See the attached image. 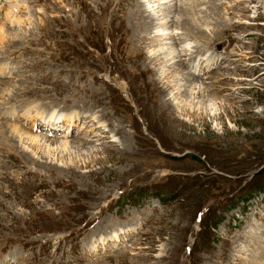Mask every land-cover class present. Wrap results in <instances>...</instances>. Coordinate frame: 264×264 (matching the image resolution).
<instances>
[{
    "label": "rangeland",
    "instance_id": "obj_1",
    "mask_svg": "<svg viewBox=\"0 0 264 264\" xmlns=\"http://www.w3.org/2000/svg\"><path fill=\"white\" fill-rule=\"evenodd\" d=\"M143 1L0 0V264H264V0Z\"/></svg>",
    "mask_w": 264,
    "mask_h": 264
},
{
    "label": "bare ground",
    "instance_id": "obj_2",
    "mask_svg": "<svg viewBox=\"0 0 264 264\" xmlns=\"http://www.w3.org/2000/svg\"><path fill=\"white\" fill-rule=\"evenodd\" d=\"M139 1V0H138ZM172 1H174V0H144L143 2L145 3V7H147L148 9L150 8H152V7H154L155 5L156 6H158V8L157 9H159L160 8V5L161 6H163V5H165L166 7L164 8V9H162V10H159V12H163L164 13V18H163V20H167V18H168V20L170 19V14L172 13L171 12V8H174V5H176V3H174V2H172ZM199 1V0H198ZM15 3H16V1H15ZM171 3V4H170ZM193 3V2H192ZM189 7V6H188ZM10 8H11V6H10ZM15 9H19V6H17L16 5V8ZM142 9V8H141ZM149 9V10H150ZM155 9V8H154ZM14 10V9H13ZM139 10V9H138ZM142 11V10H141ZM144 11V10H143ZM183 11V10H182ZM10 12V11H9ZM147 12V11H146ZM152 12V11H151ZM180 12V11H179ZM162 13V14H163ZM186 13V12H185ZM142 14V13H141ZM184 14V13H183ZM182 14V15H183ZM143 15V14H142ZM172 15V14H171ZM172 17V16H171ZM20 19V16H14L13 15V13H12V15H11V12H10V14H8V16H7V20L9 21V23H19V20ZM147 19H149L150 20V22L149 23H147L146 25L148 26V27H150V28H152V29H154V28H158V27H164L167 23L165 22L164 24L162 23V24H156V23H154V21H153V17H152V15H148V17H147ZM184 20V19H183ZM188 20V19H187ZM170 21V20H169ZM180 22V21H179ZM182 22V21H181ZM170 23V22H169ZM186 23V22H185ZM184 23V24H185ZM193 23V22H192ZM192 23H189V24H187V26H185V27H187V30H188V32H190L192 29H190L189 27H190V24H192ZM183 24V23H182ZM182 24H181V26H182ZM145 25V26H146ZM186 25V24H185ZM180 27V26H179ZM1 30H3V27L0 29V48H2L1 46H2V44L5 42L4 41V37H3V34L4 33H2V31ZM185 31H186V28H185ZM194 31H197V30H194ZM3 32H5L4 30H3ZM160 32V31H159ZM199 32H200V30H199ZM198 32V33H199ZM8 33V32H7ZM15 34V33H14ZM201 34L203 35V33L201 32ZM162 36H164V35H162ZM162 36H161V38H162ZM13 37V36H12ZM9 38V37H8ZM160 39V38H159ZM169 39V38H168ZM182 42V41H181ZM178 45V44H177ZM186 45H188L189 46V44H186ZM181 47V46H180ZM184 49H181L182 51H184V52H186V51H189L188 49L187 50H185V48H188V47H183ZM194 48H196V47H194ZM193 48V49H194ZM190 49H192V48H190ZM180 50V51H181ZM207 50H209V49H207ZM173 50L172 51H170L167 55V57H171L170 58V60H169V63H171V61H173L172 62V68H173V71H175V72H181V77H183L184 78V81L182 80V79H180L181 80V82H183V86H185L186 84H187V90L186 89H184L183 91H182V95L183 96H190L191 95V92L194 94V95H197L196 97H193V99L194 98H200V100H195V101H197V102H199L200 104L201 103H203L204 101V98H205V96L207 95H205V87H203V84H202V82H199V80H198V78H196V77H194L192 74H189V73H184L182 70H186L185 68H188V66H190L192 69H194L195 71H199V69H198V67L196 68L195 66H197L196 64H195V56L197 55V53L195 54V51H189L190 52V54H189V52H188V54L187 53H185V55H180V54H178L177 56H175V57H173ZM179 52V51H178ZM209 52V51H208ZM208 52H206V53H208ZM175 54V53H174ZM187 55H188V57H187ZM201 55H205L204 53H201ZM210 56H214V57H217L216 56V54L212 51V52H210ZM158 57H160V56H158ZM161 58V57H160ZM203 58V57H202ZM176 59V60H175ZM202 60V59H201ZM204 60H207V61H209V63H210V60L208 59V57L207 56H205L204 57ZM197 63H198V61H196ZM199 64V63H198ZM208 64V63H207ZM206 64V65H207ZM170 65V64H169ZM1 66V65H0ZM5 66V65H4ZM180 66H182V68L180 69ZM180 69V70H179ZM2 70H3V68H1L0 67V73H2ZM151 71V70H150ZM152 72V71H151ZM192 73H193V71H192ZM157 81V80H156ZM155 83V82H154ZM159 83V82H158ZM192 84H194V86H192ZM198 84V86H196ZM181 85V84H180ZM186 87V86H185ZM188 88H189V90H191L190 92L188 91ZM161 90V89H160ZM163 92V91H162ZM8 94H9V92H8ZM10 94H12V93H10ZM15 94V93H14ZM190 94V95H189ZM201 94V95H200ZM13 95V94H12ZM7 96V95H6ZM182 96V97H183ZM185 98H187V97H185ZM184 98V99H185ZM8 100H10L9 99V97H8ZM207 99H205V101H206ZM3 104V103H2ZM1 104V105H2ZM165 105V104H164ZM4 106H5V104H4ZM12 106V105H11ZM168 106V105H167ZM3 108V107H2ZM33 108L35 109V115L34 116H32V113H30V109L31 108H29L28 110H26L23 114H21L22 115V118H25V119H27V118H30V121H31V123H33V118L32 117H35V116H38V117H40L41 119H43V121H45V122H50L52 119H53V115H51V118H49L48 117V121H46V118H45V116L44 117H41L42 115V112L41 111H39V110H37V107H34L33 106ZM164 108V107H163ZM0 111H1V108H0ZM4 111L6 112V114L7 115H9L8 117H6V118H9V119H11V120H15L14 118V116H16V118H17V116L19 115H16L15 114V109H13V107H10V108H7L6 110L4 109ZM20 115V116H21ZM37 118V117H36ZM60 119L62 120V121H64V122H66V124H67V127H66V130L64 131V132H66V133H64V136H62V137H65V134H67L69 131H68V129L70 128V126L71 125H74V123H75V121H77V119H78V114L76 113V112H71V113H68V114H65L63 117L62 116H57V117H54V120L51 122V125L53 124V123H55L56 125H57V123H60V122H58V121H60ZM89 119V117H82V122L83 121H86V120H88ZM102 119H104L102 116H100L99 117V120L98 121H94L95 122V127H93V128H95L96 130H97V132H96V134L95 135H93L94 136V142H97L98 144L99 143H101V144H103L102 142H103V140H104V137L102 136V133H103V129H101V128H103L104 126L105 127H107L106 125H103V122H102ZM18 120V119H17ZM61 121V122H62ZM12 122V121H11ZM15 122V121H14ZM88 122V121H87ZM85 123V122H84ZM44 125H46V124H44ZM39 126V128H45L46 126ZM48 125V124H47ZM49 127H51L48 131H50V130H54V132L57 130L56 128H55V126H49ZM86 126H82V128L84 129ZM38 128V127H37ZM113 128V132H111L110 131V133H111V137H113V138H117V134H119V128L118 127H112ZM111 128V129H112ZM9 129H10V131L12 132V133H14V134H17V136H18V140L16 141L19 145H22L23 146V143H24V141H22L21 140V137H22V134L23 135H26V136H30V140H31V142H32V144L33 143H35L34 142V140H33V137H31V132H33V129H34V131H35V127L33 126L32 128H30L29 130H27L28 132L27 133H24V132H21V130H18V128L15 126V125H9ZM8 129V130H9ZM86 129H87V127H86ZM101 129V130H100ZM85 130V129H84ZM11 132H9L10 134H11ZM48 133V132H47ZM84 133V132H83ZM124 133V132H123ZM20 134H21V136H20ZM37 134V133H36ZM85 134V133H84ZM3 135V134H2ZM5 135V134H4ZM32 135H34L35 136V134H32ZM79 135V134H78ZM82 135L83 134H80L79 135V138H78V141H80L81 143H76L77 144V146H88V148L86 149V150H89L88 151V153L90 152V151H96V152H98V149H96L95 150V146L94 145H89V143H90V141L89 140H85L84 138H81L82 137ZM84 136V135H83ZM93 136H91V137H93ZM24 137V136H23ZM22 137V138H23ZM38 137H40V136H38ZM42 137V136H41ZM40 137V138H41ZM86 137V136H85ZM128 137V136H127ZM15 138V137H14ZM124 139L125 140H127V138L126 137H124ZM10 140V139H9ZM13 140V139H12ZM42 140V139H41ZM45 140V139H44ZM47 140H49V139H47ZM61 140H63V142L62 143H57L55 146L53 145V144H49V142H47L46 141V143H40V144H42V145H38V146H36L35 144H33L34 146H36V147H38V148H36L35 147V149H33L32 148V150H34V151H39L40 149H42V150H44V154L47 156V157H49V159H50V161L52 160V159H54L53 158V155H52V153L54 152H57L59 149H62L63 150V152L65 153L67 150L68 151H70L69 149H71V148H68V142H67V140L66 139H61ZM14 141V140H13ZM40 141H38L37 140V143H39ZM57 142V141H56ZM94 142H93V144H94ZM126 141H124V143H125ZM83 144V145H82ZM127 144V143H126ZM125 146V145H124ZM22 148V147H21ZM55 148H56V151H55ZM125 148V151H126V149L128 148V146H125L124 147ZM123 148V149H124ZM29 151V148H26V147H24L23 146V148H22V152L23 151ZM32 150H30V152L32 153ZM51 150H53V152L51 151ZM41 151V150H40ZM32 158V157H31ZM41 160V159H40ZM41 164H43V165H47V163H44L42 160H41V162H40ZM50 163V162H49ZM116 235L118 236V233H116V234H114V236L116 237ZM117 238V237H116ZM118 239V238H117Z\"/></svg>",
    "mask_w": 264,
    "mask_h": 264
},
{
    "label": "water",
    "instance_id": "obj_3",
    "mask_svg": "<svg viewBox=\"0 0 264 264\" xmlns=\"http://www.w3.org/2000/svg\"><path fill=\"white\" fill-rule=\"evenodd\" d=\"M216 49L219 50V46H216Z\"/></svg>",
    "mask_w": 264,
    "mask_h": 264
},
{
    "label": "trees",
    "instance_id": "obj_4",
    "mask_svg": "<svg viewBox=\"0 0 264 264\" xmlns=\"http://www.w3.org/2000/svg\"><path fill=\"white\" fill-rule=\"evenodd\" d=\"M223 194V193H222Z\"/></svg>",
    "mask_w": 264,
    "mask_h": 264
}]
</instances>
